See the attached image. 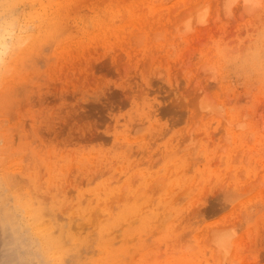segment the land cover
<instances>
[{
  "label": "rangeland",
  "instance_id": "obj_1",
  "mask_svg": "<svg viewBox=\"0 0 264 264\" xmlns=\"http://www.w3.org/2000/svg\"><path fill=\"white\" fill-rule=\"evenodd\" d=\"M0 17L18 35L0 264H264V0H0Z\"/></svg>",
  "mask_w": 264,
  "mask_h": 264
},
{
  "label": "bare ground",
  "instance_id": "obj_2",
  "mask_svg": "<svg viewBox=\"0 0 264 264\" xmlns=\"http://www.w3.org/2000/svg\"><path fill=\"white\" fill-rule=\"evenodd\" d=\"M245 1H247V0H244V2ZM92 13V12H91ZM14 16V15H13ZM12 17V16H11ZM1 18V17H0ZM13 19H15V17L13 18ZM8 21V20H7ZM19 22V21H18ZM40 24V23H39ZM14 25V24H13ZM44 25H42V27H43ZM73 26H76V25H73ZM41 27V28H42ZM45 27H46V25H45ZM30 29V28H29ZM3 30V32H4V35H5V41H6V43L7 44H9V50H10V48L14 45V43H16L17 42V37H18V35H15V31H14V29L13 28H9V30L11 31V33H12V35H11V43H8L7 42V37H6V35H7V33H8V31L9 30H5V29H2ZM40 30V29H39ZM46 31V30H45ZM28 32V31H27ZM30 32H32V31H30ZM32 34V33H31ZM28 36V35H27ZM44 37V36H43ZM13 41V42H12ZM40 41H42V40H40ZM8 50V51H9ZM7 51V52H8ZM4 59L5 58H3V61H4ZM1 65H2V63H0V67H1ZM4 73L5 72H2V71H0V78H2L3 76H4ZM17 175V174H16ZM5 177V176H4ZM13 177V176H12ZM16 178V177H15ZM5 181L7 182V184L10 186V184H9V182H10V180H9V178L8 177H5ZM12 182V181H11ZM16 183V182H15ZM12 184V183H11ZM14 184V183H13ZM26 194V193H25ZM28 195V194H27ZM0 196H2V195H0ZM13 197V200H14V203H15V207L17 208V209H21V208H23V206H26L27 207V213L29 212V214L30 215H32L33 214V228L36 230V232H37V234L38 235H40L39 237V242H41V245H42V248L44 249V250H47V252H49V253H53V251H61L62 249H63V244H64V241H63V237H61L60 239H53V240H51L52 238H50L48 235H46L47 233H46V229H45V227H43V226H41L42 224H41V222H40V220H41V218H40V215H39V209L36 207L35 208V205H34V207H33V201L30 199V198H27L26 197V199L24 198V197H22V198H18L17 197V194H16V196H14V195H12ZM3 199V198H2ZM4 201V200H3ZM3 201H1V199H0V211L2 210L1 208H4V212H5V214H4V216H5V220H8L9 219V213H8V210L9 209H6V206H4L5 204V202H3ZM33 202V203H32ZM36 206H37V204H36ZM22 210V209H21ZM18 215V214H17ZM23 215V214H22ZM25 215V214H24ZM46 216V215H45ZM29 217V216H28ZM11 219V218H10ZM3 220V219H2ZM12 220V219H11ZM4 224H6V223H4ZM28 224V223H27ZM12 229V228H11ZM5 230V229H4ZM10 233V232H9ZM14 233H15V231H14ZM24 233H25V231H24ZM28 233V232H27ZM50 233V232H49ZM56 233V232H55ZM59 233V232H58ZM11 234V233H10ZM7 235V234H6ZM55 235V234H54ZM66 236V235H65ZM56 237H58V236H56ZM55 237V238H56ZM10 239V238H9ZM41 239V240H40ZM6 246V245H5ZM48 253V254H49ZM66 254H67V252H65ZM62 254H64V252L62 253ZM65 255V254H64ZM55 256H56V254H55ZM63 256V255H62ZM73 259V258H72ZM76 260V259H75ZM54 261V260H53ZM56 262V261H55ZM73 262H74V259H73ZM57 263V262H56ZM64 264V263H63Z\"/></svg>",
  "mask_w": 264,
  "mask_h": 264
},
{
  "label": "clouds",
  "instance_id": "obj_3",
  "mask_svg": "<svg viewBox=\"0 0 264 264\" xmlns=\"http://www.w3.org/2000/svg\"><path fill=\"white\" fill-rule=\"evenodd\" d=\"M11 35H12V33L9 30L7 33L9 40L11 38ZM8 50H9V44L6 43L4 32L2 29H0V63L3 62V57ZM241 127H243V125H241Z\"/></svg>",
  "mask_w": 264,
  "mask_h": 264
}]
</instances>
